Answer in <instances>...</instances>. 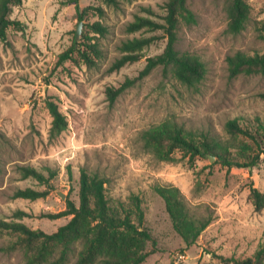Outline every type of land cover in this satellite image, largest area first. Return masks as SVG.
<instances>
[{
  "label": "rangeland",
  "instance_id": "374dc122",
  "mask_svg": "<svg viewBox=\"0 0 264 264\" xmlns=\"http://www.w3.org/2000/svg\"><path fill=\"white\" fill-rule=\"evenodd\" d=\"M166 1H124L115 8L104 0H76L81 8L105 10L101 17L89 10L83 20L74 0H23L13 7L11 17L23 26L9 28L8 40L0 42V216L11 220L23 209L34 215L22 219L29 227L56 231L71 216L49 219L40 214L65 209L68 199L78 204L81 169L86 168L105 179L107 198L117 212L130 210L136 217V199L141 200L145 225L157 241L147 245L154 251L142 264H235L231 259L251 257L264 245V209L256 210L250 194L251 184L264 192V74L232 77L227 57L264 51V0H248L251 18L237 34L228 30L225 0H189L197 21L180 25L177 48L204 61L203 81L189 87L158 66L110 103L107 87L138 76L146 58L161 53L167 43L163 30L129 33L127 23L136 14L150 15L147 9L163 22ZM96 20L109 28L99 40L105 57L95 67L76 53V60L60 62V54L76 41L79 21L78 42L88 32L87 24ZM154 35L158 38L144 47L139 61L109 71L121 55L122 39ZM48 100L66 116L68 124L59 133L52 131ZM232 119L263 140L262 146L228 132ZM164 121L183 126L197 140L206 134L228 146L231 157L255 164L229 168L217 158L211 161L210 153L192 157L180 149L171 160L159 159L144 146L142 132ZM21 166L46 175L48 169L56 171L46 197L14 196L20 188L49 187L23 178ZM159 184L178 186L193 213L212 218L192 246L186 247L174 230L164 199L154 189ZM15 240L17 235L0 230V264H29L22 250L5 249ZM80 249L78 244L66 264H74Z\"/></svg>",
  "mask_w": 264,
  "mask_h": 264
},
{
  "label": "trees",
  "instance_id": "16d2710c",
  "mask_svg": "<svg viewBox=\"0 0 264 264\" xmlns=\"http://www.w3.org/2000/svg\"><path fill=\"white\" fill-rule=\"evenodd\" d=\"M104 1L109 6L120 8L122 2L133 0ZM225 1L228 30L235 34L242 32L251 18V4L248 0ZM22 3L23 0H0V42L8 40L9 28L23 26L21 21L11 17L13 7ZM75 7L80 20L84 19L85 12L89 10L100 17L105 15L102 6L90 5L81 8L76 2ZM147 11L150 14L148 16L136 14L134 19L127 23L126 31L135 33L141 30H163L167 38L166 46L161 53L146 58V64L138 76L126 78L118 86L107 87L106 93L110 103H114L126 89L158 66L171 71L176 79L189 87L199 85L206 76L207 67L200 57L177 48L180 25L193 24L197 21L189 0H167L166 13L162 16L163 22L151 17L153 15L151 9ZM87 25L88 32L82 35L79 42L74 41L71 47L60 54V62L68 59L76 60L73 57L76 53L88 67H95L99 60L105 57L99 40L108 34V26L101 20L89 22ZM157 38L154 35L122 39L118 45L121 55L111 63L109 71H119L125 65L139 61L143 57L141 51L144 47L152 44ZM227 63L232 77L240 74H264V51L253 54L237 51L227 57ZM260 96L264 99V92H261ZM47 104L53 116L52 131L59 133L68 124L66 116L53 100H48ZM226 128L233 136L244 135L259 146L263 144V140L261 141L249 128L240 125L238 119L229 120ZM142 139L144 146L162 160H171L175 150L180 149L190 153L192 157L210 153L229 168L251 167L255 164L254 161H241L231 157L228 146L210 141L206 134H202L199 140L195 139L183 126L175 122L164 121L145 129L142 132ZM20 170L23 178L33 177L49 187L43 190L31 187L20 188L14 194L16 198L37 200L50 193L51 180L56 176V171L48 169L49 175H46L33 166H21ZM105 183L103 177L82 168L79 203L68 199L65 209L40 214V217L49 219L71 216L67 223L51 233L42 229H33L24 223L23 218L34 215L23 209H17L13 213L14 219L11 220L0 216V230L17 235V240L5 249L22 250L28 257L29 264H66L76 251L77 245L80 244L81 249L77 253L74 264H142L154 251L147 250V245L150 242L155 245L157 242L151 230L145 225L142 202L139 198L136 199V217L130 210L117 212L109 203ZM154 189L164 199L173 228L182 237L186 247L195 244L211 223L212 218L193 213L178 186L159 184ZM250 189L256 210H263L264 192L253 184ZM231 260L235 264H264V245L251 257Z\"/></svg>",
  "mask_w": 264,
  "mask_h": 264
},
{
  "label": "water",
  "instance_id": "95a60500",
  "mask_svg": "<svg viewBox=\"0 0 264 264\" xmlns=\"http://www.w3.org/2000/svg\"><path fill=\"white\" fill-rule=\"evenodd\" d=\"M82 28H83V22L79 21V24H78V27H77V30H76V35H75L76 42H78V40H79V38H80V36L82 34ZM209 157H210L211 161H214L215 158H216L214 155H209Z\"/></svg>",
  "mask_w": 264,
  "mask_h": 264
}]
</instances>
